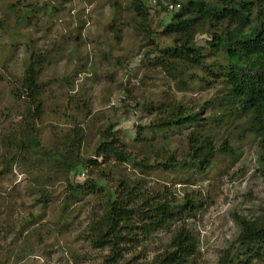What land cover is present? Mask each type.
<instances>
[{
  "label": "rangeland",
  "instance_id": "rangeland-1",
  "mask_svg": "<svg viewBox=\"0 0 264 264\" xmlns=\"http://www.w3.org/2000/svg\"><path fill=\"white\" fill-rule=\"evenodd\" d=\"M130 2L0 0V158L6 135L11 130L19 134L25 124L26 101L18 90L29 59L45 54L39 78L44 103L39 123L41 151L60 149L64 134L80 125V155L86 162L80 166L84 175L76 181L90 179L112 190L123 182L139 188L136 194L142 200L170 195L175 202V221L167 231L154 233L139 247H127L120 264L135 257L151 260L168 245L169 231L182 223L198 242V253L190 264H219L222 259L228 264H264V255L255 257L253 251L238 245L239 228L234 223L236 216L254 218L264 206V150L259 140L250 132L245 116L228 111L207 68L187 69L181 85L182 81L175 82L153 66L158 49L170 46L171 40L159 30L148 44L146 31L137 29ZM154 11L147 24L151 30L163 26ZM170 18L162 20L167 24ZM205 42L206 37L196 39L207 56L205 65L213 70L215 64L226 67L220 52L210 55L204 50ZM165 105H181L198 113L202 121L185 130H151ZM107 130L135 162L105 164L95 157ZM193 130L209 136L215 149L227 147V154L216 153L203 172L165 169L161 162L169 154L176 160L184 158L186 139ZM164 138L168 144L161 146ZM88 159L96 160L97 167L88 166ZM139 161L144 164L136 165ZM59 170L49 160L27 165L18 160L9 172L0 174V264H103L106 253L93 249L85 233L98 210L95 197L72 205L66 221L62 219L67 188ZM38 174L44 180L41 188L34 183ZM42 188L48 204L40 209L34 202ZM185 199L192 206L187 215L180 213ZM21 217L36 220L18 236L6 234L5 228L16 227ZM21 247L25 251L19 259Z\"/></svg>",
  "mask_w": 264,
  "mask_h": 264
},
{
  "label": "trees",
  "instance_id": "trees-1",
  "mask_svg": "<svg viewBox=\"0 0 264 264\" xmlns=\"http://www.w3.org/2000/svg\"><path fill=\"white\" fill-rule=\"evenodd\" d=\"M178 3L181 8L172 12L169 6L160 2V7H155L154 16L161 20L163 28L159 26L151 30L147 24L153 10L148 11L144 0L130 2L137 29L146 31L148 44L153 43L152 35L159 30L162 37L171 40L170 46L158 49L153 66L160 67L175 82L182 81L181 85H184L182 76L187 69L207 68L216 78L222 101L230 107L228 111L245 116L250 132L259 140V148L264 150V0H179ZM168 15L171 18L166 24L162 18ZM198 37H206L204 50H208L210 55L220 52L224 56L226 67L215 64L213 70L205 65L207 56L202 52L203 48L197 46ZM148 57L150 54H146L145 58ZM46 59L45 54L31 56L23 73L18 96L26 101L25 124L19 134L11 130L5 137L0 174L9 172L18 160L25 165L43 160L55 162L65 177L67 188L62 203V219L66 221L72 205L82 202L85 197H95L98 210L93 212L85 230L89 244L96 251L106 253L101 258L103 264H120L127 247H139L142 242L149 241L154 233L167 231L170 222L175 221V202L170 199V195L152 202L142 200L136 194L139 188H131L123 182L118 190H112L90 179L76 181V177L84 175L80 166L86 162L80 155L83 137L80 125L64 134L59 141L60 149L41 151L39 123L44 103L39 78ZM158 114L161 119L151 124L150 129L153 131L185 130L196 127L202 121L198 113H191L181 105H165ZM220 122L225 125L228 123L223 120ZM186 142L184 158L176 160L173 153L169 154L167 160L161 162L165 169L173 173L185 169L203 172L216 153L226 155L228 152L224 145L221 149H215L209 136L195 130L188 133ZM161 144L166 146L168 141L164 138ZM95 157L102 158L105 164L136 161L109 130L101 135ZM142 164L139 161L136 165ZM87 165L97 167L98 164L96 160L88 159ZM71 172L75 174L69 178ZM34 179L35 187H43L44 180L40 174ZM34 204L40 209L48 204L43 188ZM180 206L182 214L187 215L192 210L190 201L186 199ZM33 219L36 220L34 217L17 218L16 227L9 226L4 231L6 234L14 232L18 236ZM65 221L63 227L66 226ZM234 223L239 228L238 245L253 251L255 257L264 255V206L254 218L236 216ZM169 233L171 237L168 245L161 252L157 250L151 260L141 261L135 257L124 264L192 263L198 253V242L193 233L184 223L175 226ZM24 251L25 248L21 247L17 255L19 259ZM218 263L228 264L224 259Z\"/></svg>",
  "mask_w": 264,
  "mask_h": 264
},
{
  "label": "built area",
  "instance_id": "built-area-1",
  "mask_svg": "<svg viewBox=\"0 0 264 264\" xmlns=\"http://www.w3.org/2000/svg\"><path fill=\"white\" fill-rule=\"evenodd\" d=\"M148 1H149L148 5L150 7L160 6L161 5L160 2H161L166 7L169 6L170 9H172V8H176V9L180 8V4L177 2L178 0H148ZM173 1L176 2L174 4V6H172V4H173L172 2Z\"/></svg>",
  "mask_w": 264,
  "mask_h": 264
},
{
  "label": "clouds",
  "instance_id": "clouds-1",
  "mask_svg": "<svg viewBox=\"0 0 264 264\" xmlns=\"http://www.w3.org/2000/svg\"><path fill=\"white\" fill-rule=\"evenodd\" d=\"M178 1H179V0H178ZM178 1H177V2H178ZM148 2H149V1H147V4H148ZM172 3H173L172 6H174V4H175L176 2L173 1ZM149 7H150V6H149ZM155 7L158 8V7H160V6H155ZM155 7H150V8H148V11H150V10H153V11H154V10H155ZM180 8H181V5H180ZM180 8H178V9H176V8H172L171 11L174 12V11L179 10Z\"/></svg>",
  "mask_w": 264,
  "mask_h": 264
}]
</instances>
